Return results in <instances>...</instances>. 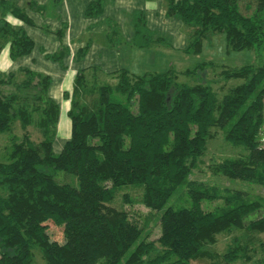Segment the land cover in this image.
<instances>
[{"label":"trees","instance_id":"16d2710c","mask_svg":"<svg viewBox=\"0 0 264 264\" xmlns=\"http://www.w3.org/2000/svg\"><path fill=\"white\" fill-rule=\"evenodd\" d=\"M166 1L168 15L193 27L188 53L200 52L212 33L223 34L228 52L253 50L259 56L264 49V0L247 1L250 13L241 11L244 0ZM99 9L90 4L87 13ZM9 14L30 19L0 0V47L7 42L15 59L31 51L32 41L22 28L13 27ZM138 18L136 46L166 42ZM217 66L226 80L242 79L221 97L206 77ZM18 72L25 77L18 80ZM179 75L193 82H179ZM112 77L114 83L96 76L89 80L85 70L76 73L69 94L70 135L55 153L59 105L48 94L50 78L26 68L0 71V132L11 136L7 160L0 162V264H34V249L45 264H191L210 259L207 248L218 233L264 232V217L245 221L261 208V200L248 198L243 190L220 193L188 180L213 129L219 128L246 153L224 159L214 172L264 185V64L199 62L182 72L137 76L119 70ZM15 122L24 130L20 139L12 134ZM29 125L39 129L38 142L25 131ZM61 171L74 181L58 180ZM182 183L189 205H166ZM124 185L142 187L144 205L161 212L156 238L161 250L153 257L154 240L143 238V225L109 204L114 190ZM215 200L222 204L209 208L204 203ZM53 226L61 239L52 234ZM233 238L223 254L227 263L251 259L249 241Z\"/></svg>","mask_w":264,"mask_h":264},{"label":"crops","instance_id":"0c3cea01","mask_svg":"<svg viewBox=\"0 0 264 264\" xmlns=\"http://www.w3.org/2000/svg\"><path fill=\"white\" fill-rule=\"evenodd\" d=\"M8 1L30 19L25 22L9 14L16 27L22 28L32 41V49L15 59L5 49L0 56V70L26 68L50 78L48 94L59 105L53 150L56 140L63 139L64 143L70 135L69 94L78 71L85 70L89 80L96 76L100 82L114 83L112 75L119 70L137 76L169 69L182 72L199 62L216 64L218 60L207 57L206 49L228 52L224 37L214 33L203 40L200 52H186L192 30H188L180 17L167 14L166 0ZM90 4L100 7L99 11L88 14ZM139 16L154 36H163L166 42L152 41L146 46H136L134 22L136 17L139 21ZM199 55L204 60L198 62Z\"/></svg>","mask_w":264,"mask_h":264},{"label":"rangeland","instance_id":"374dc122","mask_svg":"<svg viewBox=\"0 0 264 264\" xmlns=\"http://www.w3.org/2000/svg\"><path fill=\"white\" fill-rule=\"evenodd\" d=\"M247 1L249 0H244L240 3V8L243 13H250V10L245 8ZM7 17L11 21L12 18H10L9 15ZM11 24L13 25V27H16L15 21H11ZM185 26L188 27L189 31H193V27L191 25L185 24ZM212 35L213 33L209 36ZM220 35L223 36V34ZM213 40L216 39L214 38ZM222 41L224 42L223 39ZM7 48L9 49V44L6 42L4 45H2V47H0V56L4 55V51ZM205 53L208 54L207 57H212L214 60H218L216 62V65L219 66L221 64H225L226 66L239 67L248 62L254 63L255 65L264 64V49L260 52L259 56H257L253 50L225 52L223 49H218L217 51L213 52V49L209 48L205 50ZM201 55L198 56V62L204 60ZM221 70V67L218 66L216 68H210L207 70L206 75V77L211 80L212 88L216 91L219 97H221L229 87L235 86L238 83L242 82L241 78H232L226 80L223 74H221ZM0 71L3 73L9 72L5 70ZM16 77L18 80H20L23 79L25 75L18 72ZM178 81H183L190 84L193 82L192 78L185 75H179ZM121 98L124 99L123 96ZM213 130L215 131V135L212 138L208 139L205 150L203 154L199 158H197L195 166L188 176V180H196L204 183L207 186L216 187L218 188V191L220 193H224V191L227 189L243 190L247 193L248 198L259 199L262 201L261 208L250 213L249 217L246 218L245 221L252 218L264 217V185H260L257 183L255 184L240 179L228 178L222 174L214 172V167L224 159L237 158L238 156L246 153V151L243 146L234 145L227 141L221 129L214 128ZM25 131L29 133L31 139L34 142H38L42 138L39 129L34 125L27 126L25 128ZM23 133L24 130L21 128L19 122H15V124L13 125L12 134L20 139ZM10 138L11 136L9 132H0V162H5L7 160L8 152L11 146ZM62 144L63 139L55 141V153L59 152ZM56 178L61 182L67 181L68 183H72V181H74L72 175L62 171L56 173ZM114 191V196L109 204L117 209L125 210L129 214L130 219L143 225V238H145L146 240H154V248L149 254V257L155 256L161 250L160 245L156 241V238L158 237L160 232L158 219L161 212L151 210L144 205L142 187L124 185L116 188ZM186 192V183H182L167 201L166 205H171L172 207L188 206L189 198ZM204 203H207L209 208H214L216 205L222 204L221 200H215L212 202L205 201ZM51 232L54 237L61 239V231L59 228L53 226L51 228ZM244 235L247 236L245 239L249 241L248 243H250L248 246L250 247L248 249V255H250L251 259H238L236 261L229 262V264H264V232L250 233L247 231H240L236 229L229 233L221 232L216 235V241L212 244H209L207 248L211 254L210 259L198 258L195 260H191L190 263L208 264L209 262L213 261V263L215 264H228L227 261L223 258V254L226 252L227 247L231 243V240L234 236L239 238L240 242H244ZM33 254L34 264H45V260L38 249H34ZM146 259L147 258H145L144 260Z\"/></svg>","mask_w":264,"mask_h":264}]
</instances>
